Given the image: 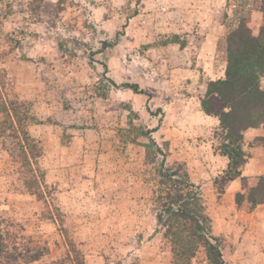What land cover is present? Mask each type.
I'll return each mask as SVG.
<instances>
[{"label":"rangeland","instance_id":"rangeland-1","mask_svg":"<svg viewBox=\"0 0 264 264\" xmlns=\"http://www.w3.org/2000/svg\"><path fill=\"white\" fill-rule=\"evenodd\" d=\"M242 6L256 34L253 0H0V97L26 104L40 150L39 184L26 187L15 140L0 137V217L48 247L30 264H172L154 211L167 192L183 194L175 178L202 170L195 139L217 152L223 139L218 126L194 133L203 123L178 106L164 123L163 108L200 100L223 77L225 36ZM263 129L242 132L246 161L262 173L244 177L245 188L239 179L240 203L237 191L218 198L213 183L204 189L207 175L188 176L210 225L219 232L230 220L233 238L211 233L226 264H264V205L245 199L264 177ZM192 263L205 264L203 247Z\"/></svg>","mask_w":264,"mask_h":264},{"label":"trees","instance_id":"trees-1","mask_svg":"<svg viewBox=\"0 0 264 264\" xmlns=\"http://www.w3.org/2000/svg\"><path fill=\"white\" fill-rule=\"evenodd\" d=\"M241 2H237L236 6H241ZM253 2L261 13L258 32H252L247 25L248 12L242 13L243 6L239 8V15L225 36L224 75L209 80L200 99L201 110L218 119V128L223 139L218 150L228 159L226 169L213 179L218 198L224 192L223 186L228 181L240 177L241 167L248 157L242 147V132L249 127L264 124V90L260 87V78L264 77V0ZM125 87L134 92L141 91L136 84H125ZM0 114V137L6 136L15 140L12 142L16 149L15 156L20 160L23 173L27 175L26 187L31 188L34 184L38 186L33 161L39 156L40 150L26 130V123L32 119L26 104L17 100L6 101L0 97ZM178 173L172 171L162 173L161 176L167 178L168 175L172 178ZM240 179L242 187L245 188V178ZM175 180L182 187L179 190L183 194L174 199L167 192L162 197L164 200L159 203V209L154 211L156 225L169 242L171 263L193 264L198 247H203L205 264H226L221 247L216 242V237L211 234L210 220L204 213L200 187L188 178L186 171L183 177ZM243 198L242 192L235 193L237 204ZM245 199L251 206L264 205L262 175L254 186L248 188ZM3 224L4 220L0 217V264L35 263L48 253L45 244L32 245L30 236L11 232ZM42 264L63 262L54 260Z\"/></svg>","mask_w":264,"mask_h":264},{"label":"crops","instance_id":"crops-1","mask_svg":"<svg viewBox=\"0 0 264 264\" xmlns=\"http://www.w3.org/2000/svg\"><path fill=\"white\" fill-rule=\"evenodd\" d=\"M178 108L188 116L192 121H195V119L198 120V123H203V124H198L194 128V133H197L200 130H209L210 128H215L216 126L219 125L217 117L213 115H207L205 114L200 107V100L197 97H194V95L187 96L186 98L180 99L179 101H172L169 104H165L163 111H164V120L163 122L165 123L170 117H172L173 112L175 111L176 107ZM247 133V132H246ZM248 133H254V132H249ZM247 139V137L244 135V141ZM211 142L212 140L208 141H196L194 142V148L193 151L197 152V159L198 162L202 165V170L199 171L200 174L202 175H207L208 180H202V187L212 185L214 179L218 174L222 173L223 170L226 169L228 159L226 156L221 155L219 152L214 151V149L211 147ZM207 147L209 149H207ZM254 160L250 159V161H246L242 167H241V175L240 177H246L248 178L251 173L253 174H260L262 173L261 170H255L254 166L251 165ZM207 168L211 170V172H208ZM197 172V174H199ZM187 173L188 176L190 175L191 177H195L197 174L193 170H190V168H187ZM212 173V175H211ZM240 177H237L233 180H230L226 183L223 196L226 198L232 197L238 189H240ZM197 181V180H196ZM207 188V187H206ZM264 213V212H263ZM229 225H230V220H225L224 221V228L217 232L216 227H215V222H212L211 225V233L214 235H222L224 237L228 238H233L232 232L229 231Z\"/></svg>","mask_w":264,"mask_h":264}]
</instances>
